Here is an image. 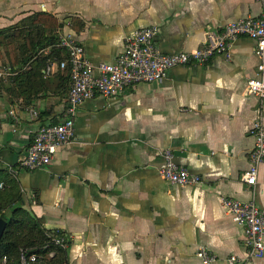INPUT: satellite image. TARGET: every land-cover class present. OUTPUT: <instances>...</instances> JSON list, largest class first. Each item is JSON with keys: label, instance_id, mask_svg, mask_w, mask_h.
I'll return each mask as SVG.
<instances>
[{"label": "crops", "instance_id": "1", "mask_svg": "<svg viewBox=\"0 0 264 264\" xmlns=\"http://www.w3.org/2000/svg\"><path fill=\"white\" fill-rule=\"evenodd\" d=\"M263 12L264 0H0V32L19 37L16 60L43 40L39 57L49 61L36 92L27 82L13 83L10 59L0 60V171L18 181L24 209L45 229L71 236L69 264H201V246L217 257L215 264H227L231 255L264 264V257L248 259L244 229L221 205L227 196L255 198L264 207V165L256 186L243 182L255 127H264V100L247 92L258 59L255 41L243 36L229 59L173 68L163 80L109 100L95 96L79 110L74 139L47 168L20 170L38 129L59 123L67 108L70 71L53 55L59 41L44 47L46 38L74 35L98 65L115 62L126 38L149 25L157 27L164 53L191 52L209 32ZM39 14L50 19L36 25ZM167 149L202 183L165 182Z\"/></svg>", "mask_w": 264, "mask_h": 264}, {"label": "built area", "instance_id": "2", "mask_svg": "<svg viewBox=\"0 0 264 264\" xmlns=\"http://www.w3.org/2000/svg\"><path fill=\"white\" fill-rule=\"evenodd\" d=\"M157 27L146 26L136 30L126 38L125 48L113 63L95 65L87 56L85 47L74 35L60 38L59 47L66 52L68 62L61 63V68H69L70 90L64 118L57 124L42 126L38 129L34 141L26 155L19 162V169L36 171L47 168L53 161L58 149L70 144L75 135V121L80 108L95 96L100 95L109 100L138 84H152L166 78L168 72L177 67L206 65L215 56L224 55L231 58L233 44L240 37L255 41V55L258 59L256 76L247 82V92L264 100V12L259 17L240 19L224 26L221 31H211L206 44L191 52L164 53L156 43ZM51 68H48L49 72ZM5 73V72H4ZM4 73H0V78ZM16 72L10 70L9 75ZM32 120L37 119L38 112L29 110ZM13 127L16 129L20 120L15 111L11 112ZM255 147L250 153V168L243 176V182L256 186L259 168L264 165V127L258 124L254 130ZM164 166L160 169L162 179L177 186H195L202 183V177L192 174L188 169L175 162L172 150L162 152ZM14 176L18 170L11 169ZM3 187V184L0 185ZM222 208L232 220L244 229L245 243L248 247V259L264 257V207L256 199L244 202L232 197L221 198ZM67 233L58 236L54 242L67 247ZM53 254L50 255L52 257ZM201 264H215L217 257L207 248L201 246L196 253ZM21 264H36L38 256L22 250ZM2 264H8L4 258ZM227 264H246L239 256L231 255Z\"/></svg>", "mask_w": 264, "mask_h": 264}, {"label": "trees", "instance_id": "3", "mask_svg": "<svg viewBox=\"0 0 264 264\" xmlns=\"http://www.w3.org/2000/svg\"><path fill=\"white\" fill-rule=\"evenodd\" d=\"M43 17L50 19L49 16L39 14L34 23L43 25ZM17 38L19 37L10 36L6 31L0 32V60L10 59L13 68L11 71L17 73L12 78L13 83L19 82L21 85L27 82L28 87L40 92L43 90V71L49 62L47 58L39 57V53L43 50V40L35 44L33 54L19 62L16 60L18 54L14 45ZM46 40L47 44L44 47L55 46L59 41L57 35L53 34H50ZM4 47L7 48L6 54H2ZM53 55L58 58L60 65L62 62H68V56L63 50L55 49ZM66 70L69 68L67 67ZM1 184L3 187H0V218L7 222V228L0 241V264L4 258L8 259V264H21L22 250L38 256L36 264H69L68 252L72 239H68L67 247L57 245L54 239L66 233L61 230L45 229L37 218L24 209L19 183L12 175L0 171Z\"/></svg>", "mask_w": 264, "mask_h": 264}, {"label": "water", "instance_id": "4", "mask_svg": "<svg viewBox=\"0 0 264 264\" xmlns=\"http://www.w3.org/2000/svg\"><path fill=\"white\" fill-rule=\"evenodd\" d=\"M6 228H7V222L3 220L2 218H0V241L2 240L4 236Z\"/></svg>", "mask_w": 264, "mask_h": 264}, {"label": "rangeland", "instance_id": "5", "mask_svg": "<svg viewBox=\"0 0 264 264\" xmlns=\"http://www.w3.org/2000/svg\"><path fill=\"white\" fill-rule=\"evenodd\" d=\"M1 73H4V72H1Z\"/></svg>", "mask_w": 264, "mask_h": 264}]
</instances>
